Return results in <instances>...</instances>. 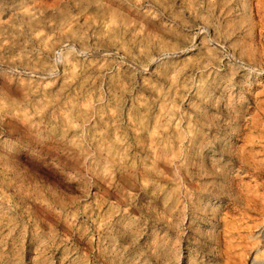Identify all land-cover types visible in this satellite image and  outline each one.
<instances>
[{"label":"rangeland","instance_id":"1","mask_svg":"<svg viewBox=\"0 0 264 264\" xmlns=\"http://www.w3.org/2000/svg\"><path fill=\"white\" fill-rule=\"evenodd\" d=\"M157 1L0 0V264H264V0Z\"/></svg>","mask_w":264,"mask_h":264},{"label":"bare ground","instance_id":"2","mask_svg":"<svg viewBox=\"0 0 264 264\" xmlns=\"http://www.w3.org/2000/svg\"><path fill=\"white\" fill-rule=\"evenodd\" d=\"M106 1H108V0H106ZM119 1V0H118ZM150 1V0H149ZM155 1H157V0H155ZM122 2V1H121ZM148 2V1H147ZM146 2V3H147ZM158 2V1H157ZM100 3V2H99ZM115 3V2H114ZM113 3V4H114ZM119 3V2H118ZM143 3V2H142ZM153 3V2H152ZM107 4V3H106ZM110 4H111V2H110ZM116 4H117V2H116ZM141 4V3H140ZM149 4V3H148ZM120 5V4H119ZM123 5V4H122ZM145 5V4H144ZM158 5H160V3L158 2ZM124 6V5H123ZM142 7V6H141ZM159 8V7H158ZM124 10V9H123ZM131 10V9H130ZM84 11V10H83ZM25 12V11H24ZM148 13H149V11H148ZM149 15V14H148ZM151 15V14H150ZM167 15H168V13H167ZM172 19V18H171ZM172 20H175V19H172ZM110 23V22H109ZM110 25V24H109ZM100 27H102V26H100ZM105 27V26H104ZM103 28V27H102ZM105 29V28H104ZM202 29L204 30V32H209L210 30L208 29V26H202ZM106 30H107V26H106ZM93 32V31H92ZM109 33V32H108ZM107 33V34H108ZM203 35V34H202ZM94 36V35H93ZM99 36V35H98ZM108 36V35H107ZM109 37V36H108ZM102 38H104V37H102ZM197 38V37H196ZM98 39V38H97ZM100 39V38H99ZM110 39V38H109ZM112 39V38H111ZM114 39V38H113ZM193 39V38H192ZM102 39H100V41H101ZM104 40V39H103ZM64 41V40H63ZM70 41V40H69ZM76 41V40H75ZM111 41V40H110ZM193 41V40H192ZM216 41V40H215ZM62 42V41H61ZM93 42V41H92ZM191 42V41H190ZM100 43H102V42H100ZM109 43V42H108ZM117 43V42H116ZM216 44V46H219V43L218 42H215ZM224 43V42H223ZM73 44H75V43H73ZM71 42H64L63 44H60L57 48L58 49H60L61 47H63L64 45L67 47H69V46H72L73 45ZM87 44V43H86ZM91 44V43H90ZM95 44V43H94ZM107 44V43H106ZM111 44V43H110ZM203 43H202V40H200V39H198V41H197V43H183V45H181V46H178L177 48H174V49H172V50H170V51H158L157 50V52H153L154 53V57H153V59L152 60H148L149 61V65H152V63L154 64V62H159L160 60L162 61L163 59H165L167 56H172V57H174V58H177V59H179V60H185V59H188L190 56H191V54L193 53V50L195 49V48H197V46H200V45H202ZM214 44V43H213ZM212 44V45H213ZM84 45V44H83ZM122 45V44H121ZM215 45H213V46H215ZM223 45V44H222ZM77 46V45H76ZM82 46V45H81ZM80 45H79V47L76 49V53H77V57L78 56H80V57H84V59H87L88 57H91V56H93L96 52H90V51H88V50H86L85 49V47H81ZM108 46V45H107ZM73 47V46H72ZM71 47V48H72ZM95 47V46H94ZM103 47V46H102ZM109 47H110V45H109ZM112 47V46H111ZM119 47H120V45H119ZM221 47V46H220ZM223 47V46H222ZM203 48V47H202ZM58 49H56V50H58ZM64 49V48H63ZM70 49V48H69ZM87 49H89V48H87ZM99 49V48H98ZM125 49V48H124ZM141 49V48H140ZM205 49V48H204ZM71 50V49H70ZM117 50H119V49H117ZM116 50V51H117ZM60 51V50H59ZM75 51V50H74ZM92 51V50H91ZM97 51V50H96ZM99 51V50H98ZM113 51V50H112ZM127 51V50H126ZM106 52H111V50H109V49H107V51ZM75 53V52H74ZM118 53V52H117ZM125 53V52H124ZM119 54V53H118ZM97 55H101V53H98ZM108 55V54H107ZM131 55V54H130ZM129 54H127V52H126V54H125V60H127L128 62H130V64H134V65H136L137 67H140V68H143L146 64H145V62L143 61V60H140V59H137V58H135L136 56H130ZM50 56L53 58V60H55V61H58V59H57V54H56V52H51V54H50ZM60 56V55H59ZM73 56V55H72ZM138 57V56H137ZM150 57H152V56H150ZM59 58V57H58ZM168 58V57H167ZM173 58V59H174ZM83 59V60H84ZM146 59H148V58H146ZM73 60V59H72ZM92 60V59H91ZM105 60H106V58H105ZM124 60V61H125ZM54 61V62H55ZM153 61V62H152ZM242 61V60H241ZM72 62V61H71ZM86 62V61H85ZM238 62V61H237ZM236 62V63H237ZM147 63V62H146ZM240 63H242L243 64V67H244V63L243 62H240ZM57 64H58V62H57ZM95 64V63H94ZM43 65V64H42ZM68 65V64H67ZM89 65V64H88ZM93 65V64H92ZM133 65V66H134ZM156 65H157V63H156ZM0 66L2 67V66H9V64H3V63H0ZM101 66V65H100ZM108 66H110V65H108ZM130 66V65H129ZM242 66V65H241ZM246 66H248V65H246ZM60 67H61V65H60ZM62 67H63V65H62ZM128 67V66H127ZM148 67V66H147ZM150 67V66H149ZM152 67V66H151ZM12 68V67H11ZM45 68V67H44ZM87 68V67H86ZM103 68H106V66L105 67H103ZM109 68V67H108ZM174 68V67H173ZM68 69V68H67ZM93 69V68H92ZM110 69V68H109ZM137 69H139V68H137ZM153 69V68H152ZM27 70H29V68L27 69ZM51 70V69H50ZM49 69H44V70H42V71H39V70H36V69H31L30 70V73H31V75H33V76H36V77H38V78H41L40 79V81L41 80H43V79H51V77H52V71H50ZM102 70V69H101ZM144 70H147V68H145ZM195 70H196V68H195ZM254 70V69H253ZM142 71V70H141ZM55 72V71H54ZM59 72V71H58ZM102 72V71H101ZM106 72V71H105ZM104 72V73H105ZM156 72V71H155ZM83 73V72H82ZM152 73H154V72H152ZM159 73V72H158ZM195 73H197V72H195ZM201 73H203V72H201ZM53 74H55V73H53ZM74 74V73H73ZM110 74V73H109ZM161 74V73H160ZM55 75H57V74H55ZM154 75H156V74H154ZM30 76V75H29ZM159 76V75H158ZM161 76V75H160ZM54 77V76H53ZM169 77V76H168ZM167 77V78H168ZM166 78V79H167ZM172 79V78H171ZM52 80V79H51ZM47 81V80H46ZM147 82V81H146ZM91 84V83H90ZM116 85H118V84H116ZM146 86V85H145ZM148 86V85H147ZM156 86V85H155ZM48 89V88H47ZM153 90H154V88H152ZM148 90V89H147ZM150 90V89H149ZM159 90V89H158ZM156 91V90H155ZM32 92V91H31ZM157 92V91H156ZM107 93H108V91H107ZM109 94H110V92H109ZM108 94V95H109ZM157 94V93H156ZM160 94V93H159ZM158 96V95H157ZM162 96V95H161ZM164 96V95H163ZM113 97V96H112ZM112 97H110V98H112ZM114 98H115V96H114ZM136 98V97H135ZM156 98V97H155ZM159 98H160V95H159ZM159 98H158V100H159ZM97 99V98H96ZM103 101V100H102ZM163 101V100H162ZM138 103V102H137ZM98 104V103H97ZM101 104V103H100ZM111 104V103H110ZM116 104V103H115ZM118 104V103H117ZM76 105V104H75ZM156 105V104H155ZM158 105V104H157ZM116 106V105H115ZM97 107V106H96ZM101 108V107H100ZM72 109V108H71ZM82 109V108H81ZM93 109V108H92ZM95 110V109H94ZM97 110V109H96ZM113 110V109H112ZM129 110V109H128ZM147 110V109H146ZM162 110V109H161ZM91 111V110H90ZM115 111V110H114ZM110 112V111H109ZM131 113V112H130ZM129 114V113H128ZM130 115V114H129ZM145 115V114H144ZM85 116V115H84ZM100 116V115H99ZM139 116V115H138ZM102 117V116H101ZM100 117V118H101ZM136 117V116H135ZM141 117V116H140ZM130 118V117H129ZM128 118V119H129ZM102 119V118H101ZM130 119H132V118H130ZM129 119V120H130ZM136 119V118H135ZM91 121V120H90ZM83 122V121H82ZM108 122V121H107ZM122 122V121H121ZM128 122V121H127ZM130 123H132L133 121H129ZM112 124V123H111ZM131 125V124H130ZM146 125V124H145ZM73 126V125H72ZM84 126V125H83ZM103 126V125H102ZM147 127V126H146ZM152 129V128H151ZM81 130H83V129H81ZM147 130V129H146ZM112 131V130H111ZM100 133V132H99ZM153 133V132H152ZM94 136V135H93ZM108 138V137H107ZM100 141V140H99ZM103 142V141H102ZM99 147V146H98ZM115 154V153H114ZM117 155V154H116ZM115 155V156H116ZM114 157V156H113ZM122 158V157H121ZM118 159H120L119 158V156H118ZM124 160V159H123ZM119 162V161H118ZM121 175V174H120Z\"/></svg>","mask_w":264,"mask_h":264}]
</instances>
